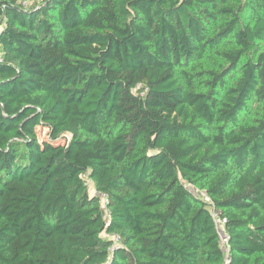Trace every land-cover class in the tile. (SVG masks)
I'll use <instances>...</instances> for the list:
<instances>
[{"label":"trees","instance_id":"16d2710c","mask_svg":"<svg viewBox=\"0 0 264 264\" xmlns=\"http://www.w3.org/2000/svg\"><path fill=\"white\" fill-rule=\"evenodd\" d=\"M0 48V264H264V0H0Z\"/></svg>","mask_w":264,"mask_h":264},{"label":"built area","instance_id":"2783aa9c","mask_svg":"<svg viewBox=\"0 0 264 264\" xmlns=\"http://www.w3.org/2000/svg\"><path fill=\"white\" fill-rule=\"evenodd\" d=\"M2 60H3V52L0 48V61ZM103 206L106 207L105 202H103ZM213 215H214L215 222H216L219 234H220L221 246L223 248L224 255H225V263H227L229 260L230 247H229L228 236L225 230L226 218L221 217L218 213L214 212V210H213Z\"/></svg>","mask_w":264,"mask_h":264},{"label":"rangeland","instance_id":"374dc122","mask_svg":"<svg viewBox=\"0 0 264 264\" xmlns=\"http://www.w3.org/2000/svg\"><path fill=\"white\" fill-rule=\"evenodd\" d=\"M40 136L46 138V137H47L46 130H42L41 133H40ZM89 183H90V191H91V193H94L96 190H95L94 187L91 186V185H92V182H89ZM191 189H192L195 193H197V194L199 195V191H198V189H196L195 187H192ZM95 193H96V192H95ZM200 195H202V197H203L204 199L208 200V196H207V194H206L205 192H201Z\"/></svg>","mask_w":264,"mask_h":264}]
</instances>
